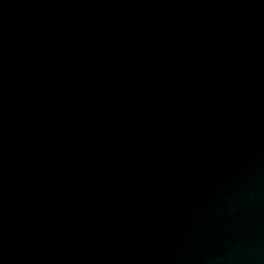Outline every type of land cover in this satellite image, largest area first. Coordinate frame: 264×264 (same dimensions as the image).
Instances as JSON below:
<instances>
[{
	"label": "water",
	"instance_id": "1",
	"mask_svg": "<svg viewBox=\"0 0 264 264\" xmlns=\"http://www.w3.org/2000/svg\"><path fill=\"white\" fill-rule=\"evenodd\" d=\"M0 264H264V0H0Z\"/></svg>",
	"mask_w": 264,
	"mask_h": 264
}]
</instances>
